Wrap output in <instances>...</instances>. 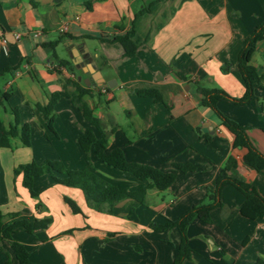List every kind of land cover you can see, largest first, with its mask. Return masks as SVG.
<instances>
[{
    "label": "crops",
    "instance_id": "obj_1",
    "mask_svg": "<svg viewBox=\"0 0 264 264\" xmlns=\"http://www.w3.org/2000/svg\"><path fill=\"white\" fill-rule=\"evenodd\" d=\"M65 19L68 29L60 33ZM263 21L264 0H0V95L7 93V100L0 98V124L8 128L16 110L30 131V146L14 137L9 148L0 147V212L51 219L44 229L29 233L17 227L13 232L28 249L31 263L172 264L179 231H158L151 224L173 221L204 202L229 157L235 165L227 175L264 197V168L255 171L243 164L246 150L233 145L232 134L202 104L199 92L222 90L233 98L244 94L238 54ZM35 31L40 32L37 37ZM126 34L136 45L129 57L114 40ZM250 63L263 76L264 41ZM258 83L250 102L219 99L216 107L247 127L250 141L264 154V82L259 78ZM144 87L156 88L162 101L138 95ZM79 88L101 123L94 133L107 138L106 151L120 149L127 161L175 173L168 188L147 189L142 204L121 200L110 213L88 207L78 188L55 184L48 175L34 181L38 195L30 196L14 169L31 161L67 164L68 146L59 131H73L71 150L78 160L83 158L77 137L89 124L77 106L67 97L58 100L53 131L37 107L46 105L55 91L76 94ZM84 156L88 169L118 187L136 190L149 183ZM175 163L195 169L181 172ZM64 196L81 213H73ZM220 200L209 222L195 218L187 225L190 255L181 264L264 260V218L241 215L244 197L232 185L222 188ZM7 262L19 264L9 242L1 240L0 264Z\"/></svg>",
    "mask_w": 264,
    "mask_h": 264
},
{
    "label": "trees",
    "instance_id": "obj_2",
    "mask_svg": "<svg viewBox=\"0 0 264 264\" xmlns=\"http://www.w3.org/2000/svg\"><path fill=\"white\" fill-rule=\"evenodd\" d=\"M114 40L120 42L123 46L125 56H132L135 53L136 45L130 40L129 35L115 37ZM264 41V21L256 26L255 30L244 40L243 46L238 54L237 67L245 85L244 94L239 98H233L222 90L199 89L202 95L201 102L209 107L217 116L220 123L233 136V145L244 148L246 152L242 156V162L248 168L259 171L264 168V154L261 153L250 141L247 135V127L238 124L236 121L223 115L216 107L219 99H228L238 104H246L253 100L256 86L259 78L256 69L250 63L251 56L254 53L259 42ZM85 90L80 89L76 94H71L63 89L55 91L49 96L46 105H37L42 112L47 128L53 131L54 108L58 100L67 97L81 111L82 117L89 124L77 137V143L82 152L88 158V153L92 151L94 158L119 171L129 173L140 180H148L149 183L136 190H130L126 187H118L98 176L94 171L86 168L81 170H72L64 167L60 160H45L42 163L31 161L29 163L18 165L14 169V174H21V184L25 187L30 196H37L38 192L34 189V181L42 176L48 175L53 183L62 184L68 187L78 188L84 197L86 205L97 211L111 212L112 206L124 199H132L139 203H144V195L147 189L156 188L163 191L168 188L175 179V173L161 170L151 165L138 162L127 161L120 149L107 152V138L104 135L97 137L94 130L101 129L99 119L93 115L92 110L83 101L82 95ZM137 94L143 97H152L155 101H162L160 92L154 87H144L137 90ZM0 98L7 100V93L0 95ZM14 119L12 124L5 128L0 124V147L9 148L10 140L19 137L24 146H30V131L27 124H21L16 110H13ZM264 131V128L262 129ZM235 165V160L229 157L224 170L216 179L214 188L207 193V199L204 202L194 204L187 212L173 221H166L162 224H151L152 229L162 231L166 228L176 227L180 234V243L178 252L172 264H181L190 255V248L186 235L187 225L195 218L204 222L210 221L209 213L217 206L221 205L220 193L225 185H232L244 197L239 207V212L246 218L257 219L264 218V197L258 190L248 183L237 180L227 175V171ZM175 168L181 172L193 171L195 168L190 163H175ZM64 202L70 207L73 213H81L77 203L67 197H63ZM5 217H8L6 220ZM51 222L50 218H21L18 213H9L7 215L0 212V241L9 242L16 260L19 264H33L29 260L28 249L13 238L15 228L22 227L25 231L32 233L39 229L46 228ZM67 230L65 232H70ZM7 264H9L7 262ZM257 264H264V260L259 258Z\"/></svg>",
    "mask_w": 264,
    "mask_h": 264
},
{
    "label": "rangeland",
    "instance_id": "obj_3",
    "mask_svg": "<svg viewBox=\"0 0 264 264\" xmlns=\"http://www.w3.org/2000/svg\"><path fill=\"white\" fill-rule=\"evenodd\" d=\"M50 131V130H49ZM49 131L47 133H49ZM61 133V135L63 136L64 140L66 141V144L68 146V151L67 154H68V157H69V161H67V164L66 163H63L62 164L64 165V167L68 168V169H72V170H81V169H86L88 167V164H89V160L85 158L83 152H79L80 149L78 147V153L81 155L80 157H83L82 160H78L76 157H74V153L73 151L71 150L72 149V140H71V133L73 134V131H59ZM88 155L91 156V159H94L93 155H92V152L90 151L88 153ZM93 157V158H92ZM48 179H50L48 177ZM56 184V183H55ZM46 188V187H45ZM44 188V189H45ZM44 189H40L39 192H43Z\"/></svg>",
    "mask_w": 264,
    "mask_h": 264
},
{
    "label": "built area",
    "instance_id": "obj_4",
    "mask_svg": "<svg viewBox=\"0 0 264 264\" xmlns=\"http://www.w3.org/2000/svg\"><path fill=\"white\" fill-rule=\"evenodd\" d=\"M73 19L76 20L77 17H74ZM68 24H69V20L68 19H65V20L61 21V23L58 26L59 32L60 33H65L67 31V29H68ZM39 34H40L39 31H35L33 33L34 37H37ZM20 37H21V34L20 33H15V38L19 39ZM2 44H3L2 45V47H3L2 49L3 50H6L5 40L4 39L2 40ZM263 82H264V74H263Z\"/></svg>",
    "mask_w": 264,
    "mask_h": 264
}]
</instances>
